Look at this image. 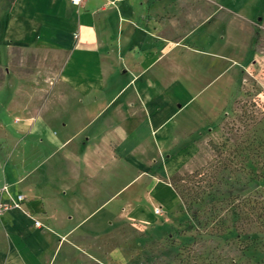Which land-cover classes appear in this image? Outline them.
<instances>
[{
  "label": "crops",
  "instance_id": "crops-1",
  "mask_svg": "<svg viewBox=\"0 0 264 264\" xmlns=\"http://www.w3.org/2000/svg\"><path fill=\"white\" fill-rule=\"evenodd\" d=\"M219 1L0 0V91L15 85L9 105L24 114L0 127V188L26 198V212L0 222V264H52L74 237L101 239L123 222L145 224L148 204L160 216L158 204L180 202L152 165L194 99L178 106L174 92L214 74L201 56L219 59ZM124 164L138 171L126 184Z\"/></svg>",
  "mask_w": 264,
  "mask_h": 264
},
{
  "label": "rangeland",
  "instance_id": "rangeland-1",
  "mask_svg": "<svg viewBox=\"0 0 264 264\" xmlns=\"http://www.w3.org/2000/svg\"><path fill=\"white\" fill-rule=\"evenodd\" d=\"M219 3L225 10L213 27L212 52L219 59L201 56L204 65L213 63L214 74L174 92L178 106L194 99L170 122L168 128L175 129L165 154L152 165L163 167L166 177L160 176L189 209L172 198L158 204L163 212L156 216L148 204L145 224L123 222L101 239L74 237L77 250L66 244L52 264H264V240L247 237L264 233V0ZM206 30L195 37H206ZM197 47L210 49L205 43ZM19 58L12 67L17 72ZM15 90L0 91V127L24 118L17 104L9 105ZM122 171L124 184L138 173L130 164ZM125 207L117 201L106 217L110 209Z\"/></svg>",
  "mask_w": 264,
  "mask_h": 264
},
{
  "label": "built area",
  "instance_id": "built-area-1",
  "mask_svg": "<svg viewBox=\"0 0 264 264\" xmlns=\"http://www.w3.org/2000/svg\"><path fill=\"white\" fill-rule=\"evenodd\" d=\"M71 4L74 6H80L83 4L84 0H70ZM26 198L23 194L13 195L10 191L9 185H4L0 188V222L5 216V213L11 212L13 210H19L20 212L24 211L23 205ZM157 215L161 214V209L158 208L155 210ZM35 227L41 228L44 227L40 222L35 221Z\"/></svg>",
  "mask_w": 264,
  "mask_h": 264
},
{
  "label": "trees",
  "instance_id": "trees-1",
  "mask_svg": "<svg viewBox=\"0 0 264 264\" xmlns=\"http://www.w3.org/2000/svg\"><path fill=\"white\" fill-rule=\"evenodd\" d=\"M176 190V189H175ZM179 195H180V198L183 200V202L185 203V205H186V207L189 209V204L187 203V201H186V199L184 198V196L181 194V193H179ZM248 237V239L249 240H251V239H253L254 237L255 238H257V239H261V240H264V233H253V235H249V236H247ZM254 238V239H255Z\"/></svg>",
  "mask_w": 264,
  "mask_h": 264
}]
</instances>
